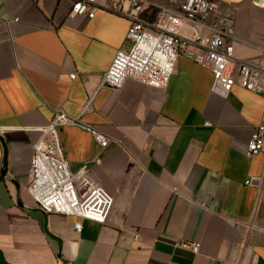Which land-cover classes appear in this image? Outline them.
Instances as JSON below:
<instances>
[{
    "label": "crops",
    "instance_id": "crops-1",
    "mask_svg": "<svg viewBox=\"0 0 264 264\" xmlns=\"http://www.w3.org/2000/svg\"><path fill=\"white\" fill-rule=\"evenodd\" d=\"M220 2L236 19V58L264 68V0ZM71 7L0 0V264H264V153L244 150L264 95L237 78L215 93L212 72L185 57L165 88L101 85L130 47V19ZM156 16L153 4L140 13ZM58 109L78 118L59 136L79 194L99 185L114 197L106 222L48 214L29 193L33 144Z\"/></svg>",
    "mask_w": 264,
    "mask_h": 264
},
{
    "label": "built area",
    "instance_id": "built-area-1",
    "mask_svg": "<svg viewBox=\"0 0 264 264\" xmlns=\"http://www.w3.org/2000/svg\"><path fill=\"white\" fill-rule=\"evenodd\" d=\"M71 1L73 14L93 18L103 9L130 19L127 32L130 47L116 52L101 85L121 88L128 78H136L144 84L165 88L179 58L185 57L212 72V91L215 93L228 96L237 78L242 87L264 95V68L255 60L236 58L233 43L236 19L220 0ZM149 4L157 6L153 22L140 17L143 8ZM185 24L190 28L189 36L180 33ZM70 76L75 78V74ZM77 120L63 109L55 111L43 129L42 137L33 144L28 190L38 208L48 214L76 215L106 222L114 197L99 185L79 194L76 177L61 153L59 128ZM83 127L92 132L101 146L109 144L107 137L96 129L88 125ZM244 150L249 155L264 153V122L255 128ZM245 183L253 184L254 180L248 178ZM75 228L81 231V222H76ZM191 247L197 252L200 244L192 243Z\"/></svg>",
    "mask_w": 264,
    "mask_h": 264
}]
</instances>
